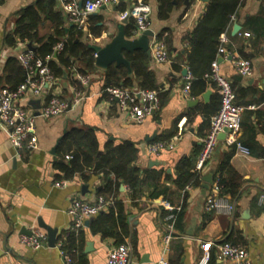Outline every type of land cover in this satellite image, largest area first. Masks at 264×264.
I'll return each mask as SVG.
<instances>
[{"label":"crops","instance_id":"0c3cea01","mask_svg":"<svg viewBox=\"0 0 264 264\" xmlns=\"http://www.w3.org/2000/svg\"><path fill=\"white\" fill-rule=\"evenodd\" d=\"M34 1L0 0V90L8 89L4 70L7 60L28 49L27 44L22 43L9 46L5 42L6 35L15 29L16 13ZM140 1L150 8L153 37L156 38L159 33H164L166 37L163 41L168 53L166 61L156 62L153 59L151 40L150 56L144 51H135L145 53L148 58L151 85L159 91L161 105L142 123L132 122L103 92L106 68L95 65V69L87 74L90 76L88 85L71 82L76 80L77 73L56 80L53 93L72 101L77 90L81 98L69 111L58 116L36 118L37 146L34 149L17 155L9 142L8 130L0 122V264H66L56 242L64 241L72 233L68 208L73 198L95 200L106 184L102 174L88 168L83 174H75L67 180L65 187L55 186L56 182L65 180L57 165L70 161L69 155L57 150L58 144L72 128L93 130L101 153L107 146L131 142L136 152L135 165L141 170L161 171L160 181L169 188V201L163 196L155 200L142 197L132 201L127 186L119 185L115 199L122 201L128 212L130 235L124 242L130 243L133 249L130 264H158L161 257L168 264H200L202 240L214 243L228 240L244 247L252 264H264V201L259 202L260 196L264 195V158L259 156L264 154V0H242L223 33L228 42L217 56V59L221 58L218 63L220 73L234 84L235 101L245 106L239 141L250 149V154L243 155L228 146L224 139H219L211 159L198 172L199 181L183 187L175 184L176 168L182 161L194 164L201 149V139L209 129L211 116L219 107L216 85L210 79H204V90L198 96L191 95L185 99L182 95L189 73L184 60L188 47L186 38L204 16L209 0H169L171 9L164 19L159 17L160 0ZM133 2L120 0L100 8L89 17L82 30L81 41L88 46L101 47L110 42L118 32L123 13L129 15L125 17V30L129 23L134 22L130 15ZM251 19L253 28L255 22H258L257 26L262 25V36L258 39L248 27ZM235 24L241 27L237 32L233 29ZM70 26L65 19V32ZM54 30L55 25L50 20H44L38 27V35L43 37ZM97 31L99 34H94ZM139 36L133 31L128 37ZM238 59H247L252 65V74L241 81L234 79L238 74L235 66ZM185 68L188 73L184 75ZM132 73L131 68L129 74ZM140 81L135 78L134 87L138 88ZM198 89L199 84L194 82L191 91ZM207 91L210 94L205 100L202 95ZM47 94V89L38 97L28 92L16 105L29 113H36L46 102ZM189 100L196 102L188 104ZM157 141L164 143L163 151L157 156L149 155L147 146ZM227 158L236 173L233 180L238 183V190L234 198L226 195L235 204V211L231 215H222L206 210L205 199L213 183L204 186L206 183L202 176L212 172L215 182L221 174L219 166ZM151 161L158 164L150 166ZM191 171L196 172L194 169ZM222 175L232 178L225 169ZM84 185L86 188L83 191ZM162 200L174 208L172 212L175 215L176 212L182 213L177 224L175 216L174 234L166 252H163L162 238L168 211L160 205ZM40 224L57 229L54 246L46 241L43 247L34 250L21 244L20 236L26 235L25 231L42 230L47 234ZM81 231L84 236L81 248L76 250L75 257L69 254L73 257V264H105L109 248L116 245L115 239L93 234L85 225ZM86 241L93 243L91 251L85 252ZM209 250L214 260H208L206 264H227L217 257L214 245H210Z\"/></svg>","mask_w":264,"mask_h":264},{"label":"trees","instance_id":"16d2710c","mask_svg":"<svg viewBox=\"0 0 264 264\" xmlns=\"http://www.w3.org/2000/svg\"><path fill=\"white\" fill-rule=\"evenodd\" d=\"M81 1L85 2L86 0ZM241 2L242 0H209L204 16L187 36L188 47L185 49L184 60L193 79V82H190V96H198L204 90V79H208L211 63L217 59L219 37L227 30L231 23V16L236 14ZM170 9L169 0H160L159 17L161 19L166 18ZM16 15L15 29L6 35L5 42L9 46H14L16 43L31 44L34 48L33 54L43 60L52 55V58L47 61V66L55 82L58 79H63L65 75L70 77L71 73L87 75L95 69L93 50L81 41L83 29L70 24L71 26L65 32L66 17L59 7L58 0H35L32 4L20 9ZM44 20H50L55 25V30L52 34L41 37L38 35V27ZM254 25L253 28V19H251L248 27L258 39L259 36H262V31H260L262 25L257 26L258 22H255ZM134 30L135 23L133 22L128 24L125 32L130 36ZM94 34H99V31L94 32ZM156 38L166 40L164 33H159ZM58 43H62V49L55 52L53 48ZM124 57L130 62L133 73L129 74L124 65L109 66L104 70V88L108 86L132 88L134 87V79L139 78L141 81L138 88L157 91L151 85L152 75L148 69L146 54L143 52H125ZM4 70L6 87L10 90L15 89L25 80L26 71L15 57H10L7 60ZM71 82L73 84L79 83L77 78L76 80L72 79ZM194 82L199 84L197 91H191ZM55 85L48 91L47 100L53 95ZM232 86L234 88L233 83ZM157 93L160 98L159 91ZM57 150L70 156L69 163L57 165L63 179L70 180L75 174H83L88 168L106 178L105 187L99 196H111L115 199L119 185L125 184L130 190L129 196L132 201H138L142 197L155 200L159 196H163L164 200L169 201L167 198L169 188L160 181L161 171L156 169L141 170L137 167L134 163L135 147L131 142L126 141L115 146H107L106 150L101 153L93 130L72 128L60 139ZM259 156L264 158V154ZM194 166L195 162L191 165L188 160L178 164L175 178L177 186L183 187L199 181L200 174L191 171ZM224 169L231 173V179L223 177L222 171ZM219 172L221 174L217 177V181L221 187V194L230 195L231 198H234L237 194L238 183L233 180L236 173L229 166L228 158L219 166ZM110 175H113L114 178H109ZM181 216V212H176V224L180 221ZM127 219L128 212L125 210L124 203L115 199L114 207L94 216L89 228L93 234H98L103 238L115 239L116 245H118L130 235ZM83 239L81 229L77 232L72 231L62 241L61 249L75 257L74 254L76 250L81 248ZM132 242L134 244V241ZM213 260L214 255L211 254L209 261Z\"/></svg>","mask_w":264,"mask_h":264},{"label":"built area","instance_id":"2783aa9c","mask_svg":"<svg viewBox=\"0 0 264 264\" xmlns=\"http://www.w3.org/2000/svg\"><path fill=\"white\" fill-rule=\"evenodd\" d=\"M58 1L67 22L84 29L92 14L104 6L116 4L120 0H86L82 2L81 6L78 5L79 0ZM130 15L134 19L135 33L141 34L151 28V13L147 4L142 3L140 0H134ZM128 16L127 13H123L121 18L124 19ZM233 17L232 15L231 18ZM227 42L226 35L221 34L219 37L218 55L223 52ZM53 49L55 52L60 51L62 43L56 44ZM150 49L151 55L156 62L167 60L168 53L163 40L153 37ZM16 58L24 67L26 77L15 89L0 90V122L8 130L9 142L15 149L16 154L20 155L22 152L30 151L37 146L35 134L36 118H51L60 115L67 110L69 103L70 106L75 104L81 98V94L76 90L75 98L69 101L60 97L57 93H53L36 113L27 112L17 106L16 102L28 92L38 97L44 89L49 91L55 84V79L47 66V61L52 58V55L47 56L43 60L36 57L33 51L26 49L18 53ZM218 65L217 59L212 61L210 73L207 77L216 85L219 107L216 113L211 116L209 129L201 139V149L194 166V171L196 172H200L211 159L221 133L225 135L224 140L228 146L233 147L243 155L250 154V149L239 141L242 113L245 110V106L235 101V90L232 82L220 73ZM235 66L237 72L243 77H248L252 74V65L247 59H238L235 62ZM76 78L81 85H88L90 81L89 75L76 74ZM191 79L192 77L188 73L187 81L182 90V95L185 99L190 98ZM103 92L107 94L110 101L116 103L120 111L126 113L128 118L137 124L142 123L148 115L160 106L159 95L154 90L108 86L103 89ZM163 149L164 143L162 141L153 142L147 146L148 154L153 156L159 155ZM67 182V180H61L56 182L55 186L62 188L67 185ZM263 201L264 195H261L259 202L262 203ZM114 205L115 199L113 197L98 196L93 201L73 198L68 208V214L72 220V231H79L84 227L86 220L93 218L100 212L109 210ZM160 205L168 211L164 218L165 233L162 238L163 252H166L174 234V219L176 215L172 212L174 208L167 201H160ZM205 207L207 211L222 215H231L235 211V204L227 196L221 194V187L217 180L213 182L212 189L205 199ZM46 241L47 234L42 230L33 231L30 235L20 236L21 244L34 250L43 247ZM56 245L60 249L65 263L73 264L70 255L61 249L62 242L59 240ZM210 245L215 246L217 257L225 260L227 264H252L244 247L229 241L214 243L210 240L200 241V247L203 250V255L199 261L200 264H206L210 259ZM132 250V246L128 242L109 248L105 264H130ZM158 264L168 263L164 257H161Z\"/></svg>","mask_w":264,"mask_h":264},{"label":"water","instance_id":"95a60500","mask_svg":"<svg viewBox=\"0 0 264 264\" xmlns=\"http://www.w3.org/2000/svg\"><path fill=\"white\" fill-rule=\"evenodd\" d=\"M206 1V0H202ZM78 5H82V1L79 0ZM127 19H123L122 22L118 25L117 34L103 47L98 45H89V47L94 51L95 53V65L101 68H107L108 66L114 64V65H124L128 72H131L130 62L123 56V52L128 53H134L137 50L144 51L148 56H150V49H149V41L152 40L154 33L150 29H147L143 31L139 37H128L129 35L126 34L124 29V23ZM240 25L235 24L234 25V32H237L240 29ZM27 48L31 51H34V48L31 46V44H27ZM221 58L217 59V62L219 63ZM188 70L185 68L183 69V74H187ZM234 79L237 81H241L243 79V76L240 74H237L234 76ZM210 94V91L205 92L202 96L205 100L208 99ZM188 104L195 103L196 101L189 100L187 101ZM71 109L70 103L68 104L67 110L69 111ZM224 134L221 133L219 135V139H224ZM153 137V136H152ZM151 137V138H152ZM158 163L155 161H151L149 165H157ZM202 180L206 183L204 186L211 185L213 183V173H207L202 176ZM86 186L84 185L82 187V190L84 191ZM91 220L88 219L85 221L84 225L85 227H89ZM40 226L47 230V241L50 246H54L56 241V232L57 229L51 228L45 224H40ZM26 235H30V232L25 231ZM93 243L91 241H86V247L85 252L91 251Z\"/></svg>","mask_w":264,"mask_h":264},{"label":"bare ground","instance_id":"6f19581e","mask_svg":"<svg viewBox=\"0 0 264 264\" xmlns=\"http://www.w3.org/2000/svg\"><path fill=\"white\" fill-rule=\"evenodd\" d=\"M239 74V73H238Z\"/></svg>","mask_w":264,"mask_h":264}]
</instances>
